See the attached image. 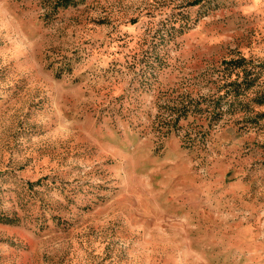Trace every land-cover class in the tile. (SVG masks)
Segmentation results:
<instances>
[{
  "label": "rangeland",
  "instance_id": "obj_1",
  "mask_svg": "<svg viewBox=\"0 0 264 264\" xmlns=\"http://www.w3.org/2000/svg\"><path fill=\"white\" fill-rule=\"evenodd\" d=\"M63 1L0 0V264H264V0Z\"/></svg>",
  "mask_w": 264,
  "mask_h": 264
},
{
  "label": "trees",
  "instance_id": "obj_2",
  "mask_svg": "<svg viewBox=\"0 0 264 264\" xmlns=\"http://www.w3.org/2000/svg\"><path fill=\"white\" fill-rule=\"evenodd\" d=\"M69 1H71V0H64V1L62 2V4H63V5H66V4L69 3ZM177 119H178V118H175L174 123H176ZM166 123H167V124H166ZM169 123H170V120H168V121H166V122H163V123L161 122L160 127H163L164 124L168 125Z\"/></svg>",
  "mask_w": 264,
  "mask_h": 264
}]
</instances>
